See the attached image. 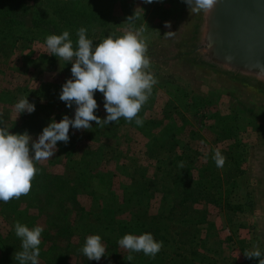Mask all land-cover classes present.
Here are the masks:
<instances>
[{"label": "rangeland", "instance_id": "374dc122", "mask_svg": "<svg viewBox=\"0 0 264 264\" xmlns=\"http://www.w3.org/2000/svg\"><path fill=\"white\" fill-rule=\"evenodd\" d=\"M16 1L26 3L24 14L4 23L0 15V127L10 133L27 131L35 140L53 117L74 118L76 106L70 109L59 99L72 65L46 52L49 35L69 31L76 47L77 30L85 27L97 44L109 34L122 35L138 8L132 24L145 28L146 55L158 83L138 113L142 126L121 117L109 123L117 131L108 128L100 137L91 121L94 132L85 143L87 130L70 126L69 142H57L53 157L36 163L30 192L0 201V264H19L15 254L23 249L16 221L44 228L38 264H245V251L255 246L264 253V116L245 99L189 78L170 61L182 0H0V14ZM81 9L78 23L67 18L66 10L74 16ZM169 31L174 34L165 36ZM21 97L34 103L33 113L14 110ZM94 99V114L106 118L103 93L95 91ZM146 120L165 129L152 130ZM216 149L226 157L222 168L213 159ZM136 151L141 163L132 155ZM114 157L127 163L118 165ZM152 232L163 242L155 258L141 251L125 260L129 251L118 240ZM89 235H99L106 249L99 261L80 251Z\"/></svg>", "mask_w": 264, "mask_h": 264}, {"label": "clouds", "instance_id": "9594fccd", "mask_svg": "<svg viewBox=\"0 0 264 264\" xmlns=\"http://www.w3.org/2000/svg\"><path fill=\"white\" fill-rule=\"evenodd\" d=\"M152 2L153 0H145V3ZM183 2L190 12H210L216 0ZM137 9L132 16L127 17L126 23L129 27L122 35L109 34L97 44L87 37L85 27L77 30L75 48L69 31L46 37V52L72 65V76L62 85L59 99L70 109L73 105L76 106L74 118L63 115L57 122L53 117L35 140L27 131L23 134H12L6 126L0 127V201L7 203L30 192L31 182L39 171L36 163L53 157L57 142H69L70 126L76 130H88L92 127L91 121L103 127L110 122H117L121 117L129 123L135 120L138 126L143 125L138 113L152 95L153 86L158 81L150 71V59L146 55L148 48L147 37L144 36L145 28L143 25L135 28L132 24L139 18ZM164 26L170 28L171 22L165 21ZM173 34L174 32L169 31L165 36ZM97 90L104 95V108L107 113L104 119L94 114L98 110L97 101L94 99ZM14 110L18 115L25 112L31 114L35 111V105L27 97H21L15 103ZM213 159L216 166L222 168L226 157L216 149ZM178 166L183 168V163ZM14 230L22 241L23 249L15 254V259L19 264H38L39 245L44 228L36 226L29 229L16 221ZM118 244L129 251V255L125 257L127 261L134 260L131 253L141 251L144 255L155 258L163 247V242H157L151 233L139 236L126 234L118 240ZM80 251L88 260L99 261L105 255L106 249L99 235H89ZM244 255L248 259L260 258L259 264H264V253L258 247L254 246L252 251H245Z\"/></svg>", "mask_w": 264, "mask_h": 264}, {"label": "water", "instance_id": "95a60500", "mask_svg": "<svg viewBox=\"0 0 264 264\" xmlns=\"http://www.w3.org/2000/svg\"><path fill=\"white\" fill-rule=\"evenodd\" d=\"M180 12L170 61L189 78L245 99L264 116V0H216L210 12H190L183 2ZM192 45L198 50L187 55ZM261 224L264 230V193Z\"/></svg>", "mask_w": 264, "mask_h": 264}, {"label": "crops", "instance_id": "0c3cea01", "mask_svg": "<svg viewBox=\"0 0 264 264\" xmlns=\"http://www.w3.org/2000/svg\"><path fill=\"white\" fill-rule=\"evenodd\" d=\"M61 1H64V2H71V1H73V0H61ZM183 4V0L181 1V5ZM157 101H163V100H157ZM156 103V102H155ZM158 104H159V102H157ZM166 104V103H165ZM165 104L163 103L162 104V107H161V109H164L166 106H165ZM156 105V104H155ZM158 108H159V105H158ZM151 110V109H150ZM183 112H186V111H183ZM184 114V113H183ZM150 115H151V117L152 116H155V113H150ZM149 115V116H150ZM153 118V117H152ZM186 118H187V120L188 119H190V117H187L186 116ZM147 119V118H146ZM147 121V123L151 126V128H152V130H161V131H163L164 129H165V124H163V123H161L160 124V122L159 121H155V120H153L152 122H148L149 120H146ZM98 126V130H97V136H102L103 134L102 133H104L105 132V130L106 129H108V128H112L113 130H115V131H117L118 130V128L116 127V126H114V125H110V124H107V125H104L103 127H101V126H99V125H97ZM114 127V128H113ZM134 127V128H133ZM131 130H136V131H138V128H135V126H132L131 127ZM90 131H91V133H93L94 132V130L92 129V127L89 129V130H87V135H85V140H83V143H85V142H90ZM88 137V138H87ZM138 146H141L140 144H138L137 145V147ZM136 153L137 154H132V155H134L133 157H135L134 159H137V162L139 161V158H138V151H136ZM115 159V162H117L118 163V165H121V163H127V161H124L121 157H114ZM114 160H112V161H114ZM132 161H135L136 162V160H131V161H129L130 163L132 162ZM159 161H161V158H157L155 161H154V163H158ZM138 163H141L140 161L138 162ZM153 163V162H152ZM153 217H157L156 216V214L153 216ZM157 221V220H156ZM155 229H156V233H160L162 230H159V228L158 227H155ZM152 235H153V237H155L154 235H155V233L154 232H152L151 233ZM157 240H158V238L157 237H155ZM178 241V240H177ZM213 254H214V252H213ZM215 255V254H214ZM136 258H139V257H136ZM166 258L167 259H169V256H166ZM168 262V261H167Z\"/></svg>", "mask_w": 264, "mask_h": 264}, {"label": "trees", "instance_id": "16d2710c", "mask_svg": "<svg viewBox=\"0 0 264 264\" xmlns=\"http://www.w3.org/2000/svg\"><path fill=\"white\" fill-rule=\"evenodd\" d=\"M4 8L6 10L3 9L1 11V14H0V15L3 16V18H2L3 23L8 18L10 20H14V19L17 20L19 18V16L22 15V14H24L26 12V10H27V6H26V3H24V1H16V2H13V7L5 6ZM68 10H66L67 13H68V15H69V16H67L68 19H74L75 21H77V23H78L79 20L82 19V16L84 14V10L81 9L80 11H78V10L75 11L76 12V15H74V16H71V13H70L71 10L70 11H68ZM7 12H8V15H7ZM178 186L181 187V185H178ZM245 260H246V263L245 264H259V258H251V259L245 258Z\"/></svg>", "mask_w": 264, "mask_h": 264}, {"label": "flooded vegetation", "instance_id": "af4514ba", "mask_svg": "<svg viewBox=\"0 0 264 264\" xmlns=\"http://www.w3.org/2000/svg\"><path fill=\"white\" fill-rule=\"evenodd\" d=\"M197 41V35H196V37H195V42ZM198 50V48H195L194 47V45H192V47H190L189 49H188V54L187 55H195V52ZM182 55H184V54H182ZM181 55V56H182ZM184 56H186V54L184 55ZM248 122V121H247ZM249 123H252V122H249ZM253 124V123H252ZM249 126H251L253 129H255L251 124L249 125Z\"/></svg>", "mask_w": 264, "mask_h": 264}]
</instances>
